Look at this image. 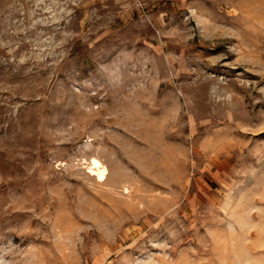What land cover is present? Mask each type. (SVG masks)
Segmentation results:
<instances>
[{
  "label": "rangeland",
  "instance_id": "1",
  "mask_svg": "<svg viewBox=\"0 0 264 264\" xmlns=\"http://www.w3.org/2000/svg\"><path fill=\"white\" fill-rule=\"evenodd\" d=\"M0 264H264V0H0Z\"/></svg>",
  "mask_w": 264,
  "mask_h": 264
},
{
  "label": "bare ground",
  "instance_id": "2",
  "mask_svg": "<svg viewBox=\"0 0 264 264\" xmlns=\"http://www.w3.org/2000/svg\"><path fill=\"white\" fill-rule=\"evenodd\" d=\"M91 169V172L93 171L100 181H103L106 178L107 170L98 161H93Z\"/></svg>",
  "mask_w": 264,
  "mask_h": 264
},
{
  "label": "crops",
  "instance_id": "3",
  "mask_svg": "<svg viewBox=\"0 0 264 264\" xmlns=\"http://www.w3.org/2000/svg\"><path fill=\"white\" fill-rule=\"evenodd\" d=\"M153 1H155V0H153Z\"/></svg>",
  "mask_w": 264,
  "mask_h": 264
}]
</instances>
